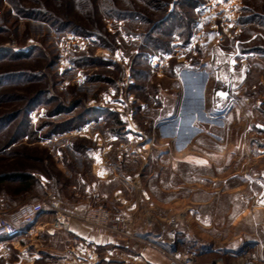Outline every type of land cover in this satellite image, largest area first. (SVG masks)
<instances>
[{
    "label": "rangeland",
    "instance_id": "1",
    "mask_svg": "<svg viewBox=\"0 0 264 264\" xmlns=\"http://www.w3.org/2000/svg\"><path fill=\"white\" fill-rule=\"evenodd\" d=\"M188 1L161 0L182 20L155 26L158 16L145 0H0V51L42 55L0 64V74L44 76L4 82L0 117L35 99L28 137L17 145L50 147L39 167L63 184L81 185L101 157L135 164L123 171L139 172L144 184L161 179L170 161L186 157L179 148L210 134L214 149L188 157L207 162L188 184L173 171L171 187H153L155 199L139 202L136 235L166 254L167 264L192 254L197 264H264V54L256 53L264 49V0H192L194 9ZM29 9L47 14L30 18ZM127 11L151 22L121 20ZM159 43L168 52L156 50ZM57 161L69 178L59 177ZM136 163L146 165L139 171ZM34 224L0 239V264H131L108 263L127 255L104 249L87 262L63 229L51 241ZM38 242L39 256L24 259L33 252L28 244Z\"/></svg>",
    "mask_w": 264,
    "mask_h": 264
},
{
    "label": "crops",
    "instance_id": "2",
    "mask_svg": "<svg viewBox=\"0 0 264 264\" xmlns=\"http://www.w3.org/2000/svg\"><path fill=\"white\" fill-rule=\"evenodd\" d=\"M249 56L258 55L251 53ZM232 121L235 124L237 122L232 120V118L228 119V123ZM261 125L263 128L264 124ZM198 135L200 138L196 144L191 141L179 148V153L181 155L185 154L186 157L184 160L170 161V174H166L161 179L150 177L146 180V184L139 178V172L136 176V174H126L123 171L125 168L135 164L124 160L110 161L108 158L103 157L100 159L96 158L91 162L89 171L85 174V180L81 179L83 182L81 185L75 181L63 184L51 174L47 175L39 167L46 164V159L43 155L49 151L51 153L52 149L50 147H9L0 150V171L5 170L4 168L9 166L5 170L7 171L6 175H9V180L0 183V215L16 221L20 208L25 204H45L51 200L57 201L63 210L76 216L63 230L66 232L67 237H78L80 239L79 246H76L75 252L76 254H83L87 262L98 258L96 249H104L110 254L125 252L127 255L126 258L112 257L105 259L108 263L121 261L131 264H167L169 258L166 254L152 245L151 242H148V240L136 235L134 228L138 222L137 215L140 213L138 204L141 201L149 203V201L155 199H152L155 196L153 187L156 188L158 185L171 187L173 185V171H175L176 179L181 182V185H185L188 184L196 171L206 166V161H193L188 158L190 154L212 151L214 149L210 146L214 141L210 134L205 132L201 136L200 134ZM11 152H25L27 156L15 158L5 155ZM222 153L224 152L217 151L214 154L219 155ZM14 159H20V162L16 164ZM61 162L53 163L57 168L59 177L63 175L69 178V176L64 174L65 171L61 166ZM145 165L146 163L142 166ZM20 166L21 169L18 168L16 171L13 169ZM142 166L136 163L139 171ZM87 176L89 178L88 181L86 179ZM78 186L80 188L83 187L84 191L82 193H79L80 188ZM133 192L138 197H134ZM166 192H170L168 201L171 202L172 192L171 190ZM98 205L105 207L111 213L109 229L92 226L80 220V217ZM53 215L54 213L46 206L43 213L36 220L35 226L32 227L37 230L42 239L47 237L51 241L57 239L55 236L59 233V230H55L52 225ZM147 216H149L148 212L145 213L146 218ZM23 227L27 230L31 225L23 223ZM25 230L22 233H27ZM41 245L40 242L29 243L28 248L33 252L28 254L27 258L24 257V259L30 262L36 259L37 257L35 256H39L37 254L41 253L38 250ZM34 247H36V251L32 249ZM21 248L25 250L24 247ZM35 253L37 254L35 255Z\"/></svg>",
    "mask_w": 264,
    "mask_h": 264
},
{
    "label": "trees",
    "instance_id": "3",
    "mask_svg": "<svg viewBox=\"0 0 264 264\" xmlns=\"http://www.w3.org/2000/svg\"><path fill=\"white\" fill-rule=\"evenodd\" d=\"M9 1L10 3H13V0H9ZM145 3L147 5L153 3L154 9L152 12L153 14H155V16H158L157 18H155L157 21H155L154 19V23L152 22V24H155V26L162 25L164 23L166 24L169 21H173V19H177V16L178 17L180 16V14L176 13L177 12L176 8L173 9L172 11L170 4L168 5L163 2L161 3V0H145ZM188 4L191 6V9H194L196 6V4L193 3L192 0L191 1L189 0ZM127 12L128 13L119 14V18L121 20H126V19L140 20L142 19L145 22H151V19H147L149 17L142 16L141 14L136 13L135 11H127ZM25 13H26L25 16H28L34 19H38V18L40 19V14H47V11L46 10L44 11L43 9H36V10L29 9L28 11L26 10ZM185 18L187 19V16H185ZM179 19L182 20V16H180ZM241 25H245V24L242 23ZM0 32H2V30H0ZM154 47L156 50L163 51V52H168L167 48H169L168 45H165L163 43H159V45H155ZM251 52L253 51L251 50ZM256 53L262 55L264 54V49L260 48V51ZM40 57H42V55L39 52L36 53L35 51L25 53V54H17V53H13L9 49H6V50L0 51V64L12 65L14 62H19V60L30 62L32 59L34 60ZM31 71L32 72L27 73V75L25 72H29V71H16V72L8 71L3 74H0V78H6L7 80V81L0 80V87L4 85V82H9L10 84L17 83V84L24 85L23 83L38 81L44 78L42 73H39L37 70L35 71L31 70ZM34 104H36L35 99H33L30 104H26L20 110L14 111L12 113H9V114H6L0 117V150L7 149L9 147H22V148L29 147V145H17V144H19V142L23 138L28 137V132L25 129H28L30 127L29 110ZM10 128H12L10 131L11 134L8 137H1L3 134H6L7 131L9 132ZM5 155L8 157H15V158L27 156L25 152H22V153L21 152H11ZM19 160L20 159H14V162L17 164V162H20ZM8 167L9 166H6L4 169L6 170ZM18 168L21 169V166L17 168H13V169L16 171L18 170ZM5 170L0 171V173L2 172L0 174V183H3L4 181L9 180V175H6L7 171ZM47 174L49 173L47 172ZM14 238H10V239H14Z\"/></svg>",
    "mask_w": 264,
    "mask_h": 264
},
{
    "label": "built area",
    "instance_id": "4",
    "mask_svg": "<svg viewBox=\"0 0 264 264\" xmlns=\"http://www.w3.org/2000/svg\"><path fill=\"white\" fill-rule=\"evenodd\" d=\"M44 205L54 213L53 227L55 229H64L69 223L76 218V216L68 211L60 208V204L56 201L47 203L25 204L19 212L18 217L26 225H33L38 219L39 215L44 211ZM111 213L103 206L94 207L92 210L86 212L80 220L92 226L102 229H109ZM20 229L14 222L6 217L0 215V239H10L20 235ZM74 242H80L78 237H74ZM172 264H197L195 255H185L180 259L174 260Z\"/></svg>",
    "mask_w": 264,
    "mask_h": 264
}]
</instances>
